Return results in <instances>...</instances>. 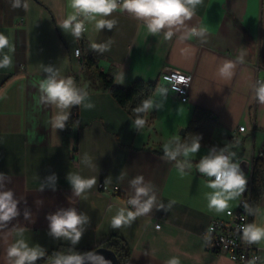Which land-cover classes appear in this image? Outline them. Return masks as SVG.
<instances>
[{"label":"crops","instance_id":"0c3cea01","mask_svg":"<svg viewBox=\"0 0 264 264\" xmlns=\"http://www.w3.org/2000/svg\"><path fill=\"white\" fill-rule=\"evenodd\" d=\"M12 4L0 0V33L12 48L0 51V61L11 58L9 66L0 67V195L11 192L16 215L0 221V264H14L16 257L8 252L21 241L28 249L43 250L42 259L59 245L91 248L111 235L128 243L127 264H170L173 259L241 264L209 252L203 236L213 219L237 208L240 193L222 211L209 208V195L219 189L208 187L212 177L197 165L206 156L226 153L247 189L253 160L264 153V103L257 95L264 86V41L253 18L258 0H201L194 9L187 6L190 19L182 16L156 33L149 31L151 18L138 19L118 8L110 16L87 15L79 37L61 27L77 15L70 0ZM101 19L113 27L97 29ZM78 47L95 51L100 70L120 87L136 80L157 83L142 126L100 88L97 76L86 72L83 56L74 54ZM226 64L231 67L223 71ZM168 70L192 75L188 102L162 80ZM49 78H72L82 98L77 123L66 137L55 124L59 116L69 118L74 105L60 108L48 100L40 84ZM196 108L209 113L215 123L212 140L223 149L200 147L187 157L183 152L171 158ZM70 174L95 177L97 183L77 194ZM139 188L145 193L138 194ZM149 201L148 211H141ZM69 210L86 217L78 225L82 236L76 244L51 233L50 217ZM121 210L136 218L114 229L112 219ZM250 219L251 229H264V193ZM251 245L259 261L249 264H264V239Z\"/></svg>","mask_w":264,"mask_h":264},{"label":"clouds","instance_id":"9594fccd","mask_svg":"<svg viewBox=\"0 0 264 264\" xmlns=\"http://www.w3.org/2000/svg\"><path fill=\"white\" fill-rule=\"evenodd\" d=\"M201 0H70V6L75 10L77 14H85L86 16L91 14V17L95 19L96 16H110L118 8L121 10H127L129 13L134 14L139 18H151L148 25L149 31L156 33L160 29H163L166 24L171 25L180 20L183 16L190 19L192 11L187 7L191 5L194 9L195 5L200 3ZM20 0H13L12 7L19 8ZM27 5H25V8ZM75 21V23H73ZM182 22V21H181ZM107 26L109 29L113 27L112 21L98 20L96 22L97 29ZM61 27L65 30H71L72 34L79 37L80 34L85 31L82 21L77 20V15H70L63 22ZM5 47H9L8 38L0 33V51H3ZM92 47H99L93 44ZM79 55V52H77ZM11 64V58L5 55L4 59L0 61V67H7ZM230 64H226L223 71H227L230 68ZM180 82H183L181 77ZM41 90L47 94L49 101L55 103L60 108H68L71 105L79 104L81 97L77 95L75 88L73 87L72 78L54 79L49 78L44 80L40 84ZM257 95L261 103H264V86H261ZM149 103H145L143 108L136 109V111H143L150 108ZM67 115L59 116L56 120V127L63 128V121L66 120ZM137 126H142L145 121L141 119L136 120ZM200 148L198 142H193L190 147H186L184 150L185 157L192 153H196ZM167 152L168 149H165ZM176 152L171 153V158H175ZM197 170L203 173L205 176L214 180L208 181V187L212 189H219L208 197L209 208H215L217 211H222L227 208V201L234 195H238L244 191L246 180L242 174H238V166L230 165L228 157L220 154L210 155L202 158L197 165ZM72 187L77 194L84 192L86 189H91L96 185L97 181L95 177L84 179L79 175H69ZM142 177L137 178L136 182H139ZM138 194H144L145 189L139 188ZM136 203V201H131ZM151 205V201L146 203L141 211H148ZM16 215L15 203L11 200V192H6L0 195V221H7ZM231 215V213H229ZM136 218V214L125 210H121L112 219V228H119L121 225L130 224L132 220ZM51 219V233L55 236H64L70 238L73 244H76L82 236L81 230L78 229V225L82 224L86 217L78 216L75 210H69L63 215H55L50 217ZM245 238L249 242H256L264 239V229H246ZM8 255L10 257H16L14 264H33L38 258L44 255L43 250L37 251L36 249H28L27 245L21 241L17 245L12 246L9 249ZM83 257L79 255H58L54 257V264H82ZM170 264H179V261L173 259Z\"/></svg>","mask_w":264,"mask_h":264},{"label":"trees","instance_id":"16d2710c","mask_svg":"<svg viewBox=\"0 0 264 264\" xmlns=\"http://www.w3.org/2000/svg\"><path fill=\"white\" fill-rule=\"evenodd\" d=\"M82 56L86 72L88 71L97 76L100 83V88L109 92L114 100L124 110H126L135 121L137 119L145 121L148 109L143 111H136V109L143 108V105L146 102L150 104L152 95L156 91L157 83L136 80L129 87H120L116 85L114 77L111 74L100 70L98 66L100 56L95 51L84 48V50H82ZM77 95L79 96V92ZM78 106L79 104L74 105V113L78 112ZM74 113H71L63 127L64 137L69 134L71 129L77 123ZM214 128L215 123L210 118L209 113L202 109L196 108L193 111L188 128L185 129L182 135L181 142L176 150V157H181L185 148L190 147L194 141L198 142L200 147H210L215 150H221L222 147L217 145L214 140H212ZM263 193L264 153L255 158L252 164V175L248 187L250 215L260 202ZM97 248H105L112 251L118 260V264H127L131 256V249L128 243L118 235H111L91 248H74L68 245H59L47 251L42 259L34 261L33 264H47L51 261H54V257L58 255H79L83 257ZM25 264H28V262Z\"/></svg>","mask_w":264,"mask_h":264},{"label":"built area","instance_id":"2783aa9c","mask_svg":"<svg viewBox=\"0 0 264 264\" xmlns=\"http://www.w3.org/2000/svg\"><path fill=\"white\" fill-rule=\"evenodd\" d=\"M119 2L120 0H118ZM85 17V14H77L78 21L83 22ZM77 52H79V55H77ZM74 54L82 57L81 47L75 49ZM181 77H183L182 83L180 82ZM161 78L177 98L184 103L188 102L189 87L192 81L191 74L178 70H168L162 73ZM74 117L77 119V112L74 113ZM244 130V126L239 128V131ZM223 155L228 157L226 153H223ZM229 164L235 165L230 162ZM240 173L241 170L238 167V174ZM214 179L215 177H212V180ZM249 182L247 183L248 187ZM248 187L240 192V201L237 208L228 210L224 218L213 219L203 235L209 252L216 255H226L232 261L241 264L258 263L259 261L258 253L252 251L251 242L244 235L246 229L251 228ZM99 188L106 189L103 184H100ZM155 227L159 229L160 224H156Z\"/></svg>","mask_w":264,"mask_h":264},{"label":"water","instance_id":"95a60500","mask_svg":"<svg viewBox=\"0 0 264 264\" xmlns=\"http://www.w3.org/2000/svg\"><path fill=\"white\" fill-rule=\"evenodd\" d=\"M263 55H264V47H263ZM263 63H264V56H263ZM184 131H182V134ZM89 263H98V264H118V260L115 254L105 248H97L87 255L83 256L82 264H89ZM47 264H54V261H51Z\"/></svg>","mask_w":264,"mask_h":264},{"label":"rangeland","instance_id":"374dc122","mask_svg":"<svg viewBox=\"0 0 264 264\" xmlns=\"http://www.w3.org/2000/svg\"><path fill=\"white\" fill-rule=\"evenodd\" d=\"M261 5L263 7L262 13H261ZM258 13L253 17L256 25L255 26V32L257 35L261 36L262 35V42L264 41V0H258ZM262 18V20H261ZM263 44V43H262ZM261 44V62H263V45ZM252 51L256 50V46L254 47L253 44L251 45ZM88 72V71H87ZM91 76L93 75L92 73L88 72ZM92 264H98V263H92Z\"/></svg>","mask_w":264,"mask_h":264},{"label":"flooded vegetation","instance_id":"af4514ba","mask_svg":"<svg viewBox=\"0 0 264 264\" xmlns=\"http://www.w3.org/2000/svg\"><path fill=\"white\" fill-rule=\"evenodd\" d=\"M263 47H264V42H263Z\"/></svg>","mask_w":264,"mask_h":264}]
</instances>
